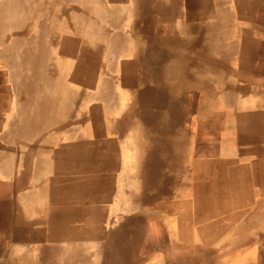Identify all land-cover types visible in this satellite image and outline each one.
I'll return each mask as SVG.
<instances>
[{
	"label": "rangeland",
	"instance_id": "1",
	"mask_svg": "<svg viewBox=\"0 0 264 264\" xmlns=\"http://www.w3.org/2000/svg\"><path fill=\"white\" fill-rule=\"evenodd\" d=\"M3 1L0 0V6ZM24 1L34 7L26 16L30 27L39 26L41 12L46 16L43 22L48 32L54 33L58 28L60 37H65L67 32L66 36L74 40L69 45L65 43L69 49L75 42L78 73L76 85H71L74 93L70 94L76 96V105L70 127L60 123L59 133L53 125L55 116L50 112L45 117L53 124L41 126V130L39 124L34 134L17 136V128L12 123L17 119V109L20 113L23 110L15 107L14 96L7 91L8 80L0 59V264H101L100 245L69 244L75 234L83 236L84 230L69 228L65 219L48 222L49 213L44 211L48 210L46 206H60L64 200L69 204L72 188L69 175L75 169L70 160L76 159L79 165L86 154L90 156L88 160L94 167L98 190L102 181L108 179L102 173L111 169L115 147L104 131L109 127L116 132L120 112L115 101V75L119 62L126 59L144 61L145 66L138 73L142 72L145 80L139 78L138 86L161 88L156 90L155 98L154 92L149 94L152 98H147L146 104L159 112L160 107L167 108L156 120L147 115L148 119L143 121L183 126L177 135L188 140L190 167L189 191L182 194L184 205L236 206L237 198V202L241 199L239 206H254V210L255 206H264V0ZM113 12H122L123 17L116 21ZM8 13L6 10L5 15ZM13 23L1 31L4 42L8 43L14 35L21 38L23 31L28 30L27 24L20 20L14 19ZM117 36L121 37V46L119 55L115 56L109 42ZM177 50L183 55L179 60L175 58ZM101 80L112 86L108 108L95 99L96 84H103ZM32 81L39 83L40 79L32 75ZM63 88L57 103L68 89ZM152 88L149 90L154 91ZM27 92L22 91L21 95H26L25 104H30L33 96ZM162 99L167 101L165 105ZM90 103L92 111L88 107ZM30 110L35 112L36 107L27 108ZM34 115L36 119V112ZM7 118L11 125L3 132L1 128L5 127ZM72 134L79 140L75 138L70 145L72 141L68 142V138ZM40 137L43 138L41 146ZM84 139H88L87 144H80ZM77 144L81 146L73 147ZM226 148L233 153L229 155L232 157L223 154ZM202 153L204 189L201 193L195 183L197 160ZM237 180L243 185L242 195L234 194ZM156 181L152 177L144 180L143 200L155 199L170 206L171 200L165 198L163 190L154 198L149 194ZM79 182L78 179L77 186ZM50 188L54 191H48ZM115 197V193L110 194L109 202L113 203ZM40 214L45 215V222H40ZM253 215L256 221L264 213L254 211ZM254 226L259 228L258 224ZM99 233L96 229L87 230L90 237Z\"/></svg>",
	"mask_w": 264,
	"mask_h": 264
},
{
	"label": "crops",
	"instance_id": "2",
	"mask_svg": "<svg viewBox=\"0 0 264 264\" xmlns=\"http://www.w3.org/2000/svg\"><path fill=\"white\" fill-rule=\"evenodd\" d=\"M41 46L44 47V44ZM73 46L71 48L73 53L68 56L58 46L52 44V41L51 44L45 45L47 59L45 58L44 61V58H40V62L42 64L45 62L54 73H48L46 77L42 74L40 77V88H42L40 113L45 101L51 102L48 103L49 107L57 103L61 98V88L67 86L71 90L73 85H76L75 42ZM143 66L144 61L136 58L119 62L115 75L117 82L115 92L119 105L118 112H120L119 115L117 114V128L116 132L109 127L104 131L105 137L107 136L115 147L111 155L112 167L108 165L111 168L109 172L102 173V176L108 179L102 181V186L98 190L97 182H94L98 179H95L92 162L88 160L90 156L86 154L79 165L76 159L71 161L72 167L76 169L79 166V170L74 169L69 175L72 183L69 204L67 205L64 200L60 206H46L48 210L44 212L49 213L47 221L55 223L65 219L70 228L84 230V237H76L75 234V238H72L69 244L100 245L101 264H264V216L256 217L257 220L254 221L253 215L254 211L264 213V206H255V210L254 206H239L241 199L237 202V198L234 201L236 206L184 205L182 194H187L190 186L188 140L177 135L183 130L182 124L175 126L174 123L167 126L154 121L167 108L160 107L159 112L152 105L146 104L149 94L154 92L155 98L156 90L161 88L157 86L152 88L145 84L146 89L143 85L144 88L137 85L139 78H144L142 72L138 73ZM67 67L71 72L63 75ZM56 69L62 72L59 78H56V74H59ZM56 81L58 86L56 92L54 90L52 94L50 91ZM46 83L50 88L47 100L42 86ZM148 87L154 91L149 90ZM75 97L70 95L64 109L68 116L65 121L68 127L71 125L69 122L72 119V110L75 112ZM13 104L17 107L15 100ZM88 107L92 111V103ZM55 112L56 110L53 112L52 109L50 115ZM147 115L154 118V123L144 122L148 119ZM59 126L56 128L58 133L61 130ZM145 131L147 133H143ZM42 134L43 131L40 136ZM143 136L146 138H142ZM42 139L40 137V146ZM197 164L198 175L195 185L202 193L203 153L198 157ZM149 177L157 179L155 188H151L149 194L154 198L163 190L165 198L171 200L170 206L155 199L152 202L143 200L144 193L141 187L145 185L144 180ZM78 179L80 182L77 186ZM94 189L97 192L96 196ZM114 193L115 201L111 203L109 195ZM234 194L242 195L240 183L238 188L234 187ZM128 198H133L134 201L130 202ZM44 212L40 213L44 214ZM44 216L40 214V222H45ZM254 223L258 224L259 228H256ZM89 229L99 230L100 233L96 237L91 234L90 237L87 234ZM96 251L97 249L94 250Z\"/></svg>",
	"mask_w": 264,
	"mask_h": 264
},
{
	"label": "bare ground",
	"instance_id": "3",
	"mask_svg": "<svg viewBox=\"0 0 264 264\" xmlns=\"http://www.w3.org/2000/svg\"><path fill=\"white\" fill-rule=\"evenodd\" d=\"M86 1V0H85ZM24 0H5L2 3V6H0V35L3 34L1 33V31L5 30V27L8 26L10 23H13V20L16 19L20 20V22L27 24L26 29L28 28V30H24V36L19 38L18 36L14 35L10 38L9 42H4L5 40L3 39V35L0 37V48H2V51L0 52V59L2 61L3 64V68L6 72V76H7V80H8V89L9 91L12 93V95L14 96L13 99L16 101L17 103V107H19L20 110H23L22 113H20L21 111H18L17 109V114L15 113V117L17 119L13 120L12 124H15L16 126V135L20 136V135H26L29 133L34 134L33 131L36 130L37 126L40 124V130H41V126H45L48 124H53L52 121H50V119H46V113H50L53 109L56 110V112L54 113L55 119L54 120V124L55 126H59L60 123L64 124L65 120V116L67 115L66 111H64L66 104H67V99L70 98V95L72 96L71 90L67 89L65 90V93L62 94V99L61 101H59V103H56L54 106L49 107L48 101H45V105L43 106L44 108H41V113H40V92H42V88H40V82L37 83L36 81L33 82L32 81V75L33 78H38L40 79V77L42 76V74H44L43 76L46 77L48 75V73L53 74L54 70L49 67L51 70L48 71L45 67L43 69V66L45 65L46 67H48V65L44 62L43 64L40 62V58H45L47 59L46 53H45V45L54 44L55 46H58L60 48V50H63L65 53L68 54V56L71 54V48H67L65 46V43L67 45H69L70 43H73L74 40H71V38L67 35V32L65 33V37H60L61 35V31H58V28L55 30L54 33L48 32L47 30V26L46 24L43 22L44 19H46V16L44 13L40 12V23L39 26L37 27L35 24V27H30L29 22L26 23V16H29V12L31 9V12L34 11L31 7L27 4L24 3ZM127 9V8H126ZM6 10H9L8 15H5ZM261 11V10H260ZM110 13V11H109ZM116 13V21H119L120 18L123 17L122 12H113ZM119 13V14H118ZM112 14V12L110 13ZM107 15V14H106ZM31 17V15H30ZM111 19V18H110ZM47 20V19H46ZM111 22V21H110ZM14 24V23H13ZM16 24V23H15ZM163 24V23H162ZM21 25V24H20ZM24 25V24H23ZM158 25V23H155V26ZM165 25V24H164ZM17 27V26H16ZM161 27V26H160ZM24 28H21V30H23ZM34 30L33 34H30V31ZM47 30V31H46ZM118 34H121L120 32H118ZM71 36V35H70ZM247 37V36H246ZM32 38V39H31ZM63 38V39H62ZM120 36H117L114 40H111L109 42V47H110V51L113 53V55L118 56L119 55V46L120 45ZM251 42V41H249ZM23 44V45H22ZM44 44V47H42L41 45ZM171 45H173L172 42H170ZM41 46V47H40ZM116 46V47H114ZM163 46V45H162ZM248 47V45H247ZM169 48V46H168ZM172 49V48H171ZM178 51V50H177ZM84 52H86V48H84ZM179 52V51H178ZM248 52V51H247ZM246 52V54H247ZM53 54V53H52ZM46 56V57H45ZM126 56V55H125ZM175 58L177 60H179L180 58H183V55L181 52H179ZM42 61V60H41ZM118 61V60H117ZM57 64H59V60H57ZM74 62V61H73ZM116 62V61H115ZM73 64V63H72ZM116 64V63H115ZM131 65V64H130ZM145 66V65H144ZM61 68V67H60ZM116 68V67H115ZM64 69V68H63ZM77 69V68H76ZM107 70V69H105ZM138 70V69H137ZM35 71V72H34ZM59 69H56V72L58 73ZM78 71V70H77ZM133 71V70H132ZM71 72V70H67L64 72L63 75H68ZM80 72V71H79ZM78 73V72H77ZM84 74V73H83ZM111 74V73H110ZM62 76V72L59 71V74H56V78H59ZM102 81V80H101ZM103 84L97 83L96 84V90H95V95H96V100H99L101 102H104V104L106 106H104V104H102L103 107H107L110 103H107L109 100H111L112 98L110 97L111 95V89L109 86V82L107 83L105 80L102 81ZM43 86V91L46 94V100L49 97L48 95V84H42ZM58 86V81L55 82L54 85H52V90L50 91V93L53 94V91L56 92V87ZM64 89V88H63ZM66 89V88H65ZM26 90H28L27 93H29L30 95L33 96L32 101L30 104H25V96L21 95V92H25ZM26 93V94H27ZM74 93V92H73ZM87 93V92H86ZM44 94V93H43ZM74 96V95H73ZM21 97H23V99H21ZM86 97V96H84ZM89 98V97H87ZM91 99V96H90ZM115 101H117V110L119 109V105H118V99L116 100V96H115ZM85 102V101H84ZM129 105V104H128ZM34 108L36 107V119H35V112H32V110H30L29 112L27 111V108ZM49 107V110H47V108ZM108 108V107H107ZM69 110V108H68ZM124 110V109H123ZM66 112V113H65ZM44 115V116H43ZM104 115H106V113H104ZM122 116V115H121ZM46 119V120H45ZM6 122L5 127L1 128L3 129L2 131L4 132V130H6L7 128H9V126L11 125V122H9L8 120H4ZM8 122V123H7ZM80 137V136H79ZM76 138L75 134H72V136H69L68 138V142H70V145L72 143H74V140ZM79 139L76 138V141H78ZM75 141V142H76ZM107 141V140H105ZM108 142V141H107ZM80 144H87V141L85 140H80ZM90 145V144H89ZM81 145H73V147H77L79 148ZM64 147V146H63ZM83 147V146H82ZM91 147V146H90ZM120 147V146H119ZM62 149V148H61ZM82 150V149H81ZM100 150V149H99ZM93 151V150H92ZM100 152V151H99ZM71 153V152H70ZM89 153V152H88ZM96 153V152H95ZM94 153V154H95ZM61 154V153H60ZM102 154V153H101ZM223 154L225 156H229V155H233V153L230 151L229 148L225 149V152H223ZM63 155V154H62ZM72 154H70L71 156ZM49 156V153H48ZM67 156V153H66ZM65 156V157H66ZM69 156V155H68ZM93 156V155H92ZM82 157V156H81ZM123 157V156H122ZM232 157V156H229ZM73 158V157H72ZM75 158V157H74ZM61 159V158H60ZM182 159V158H181ZM54 160V159H53ZM57 160V159H56ZM63 160V159H62ZM68 160V159H67ZM74 160V159H73ZM125 160V159H124ZM55 161V160H54ZM53 161V163H54ZM78 161V160H77ZM93 161V160H92ZM103 161V160H102ZM71 162V160H70ZM100 162V161H99ZM105 163V162H104ZM107 163V161H106ZM175 163V162H174ZM103 164V163H102ZM180 164V163H178ZM72 165V164H71ZM70 165V166H71ZM96 165V164H95ZM177 167V166H176ZM175 167V168H176ZM181 167V166H180ZM210 167V166H209ZM94 168V167H93ZM172 168V167H171ZM174 168V167H173ZM43 169V168H42ZM78 169V168H77ZM108 169V168H107ZM53 170V169H52ZM66 170V169H65ZM181 170V169H179ZM63 171V170H61ZM105 171V170H104ZM178 171V170H177ZM60 172V171H59ZM101 172V171H100ZM239 172V171H237ZM68 173V172H66ZM99 174V173H98ZM65 175V174H64ZM63 177V176H62ZM182 177V176H181ZM252 177V175H251ZM59 178V177H58ZM66 178V177H65ZM236 179H239V174L236 175ZM235 179V180H236ZM62 180V178L60 179ZM66 180V179H65ZM71 180V179H70ZM101 180V179H100ZM182 180V178H181ZM241 180V179H240ZM252 180V179H251ZM54 181V180H53ZM69 181V180H68ZM78 181V180H77ZM97 181V180H96ZM95 181V182H96ZM102 181V180H101ZM238 180L235 182V185L237 186V188L239 187V183H237ZM242 183V182H241ZM48 185V184H47ZM55 185V184H54ZM58 185V184H56ZM63 185V184H62ZM69 185V184H68ZM184 186V185H183ZM243 186V185H242ZM52 187V186H51ZM62 187V186H61ZM64 187V185H63ZM49 188V187H48ZM66 188V187H65ZM64 188V189H65ZM68 188V187H67ZM245 188V187H244ZM52 188H50L51 191ZM54 191V188L52 189ZM47 191V192H48ZM66 191V189H65ZM43 192V191H42ZM60 192V191H59ZM70 192V190H69ZM67 193V192H66ZM49 194V193H48ZM53 194V193H52ZM56 194V193H55ZM53 194V195H55ZM64 194V193H63ZM52 195V196H53ZM58 195V194H57ZM64 197V196H63ZM70 197V196H68ZM67 196L65 198H68ZM62 198V197H61ZM62 200V199H61ZM239 202V201H238ZM44 221V220H43ZM68 228V227H67ZM70 228V227H69ZM70 233V232H69ZM69 235V234H68ZM74 238V237H72ZM108 254V253H107ZM121 255V254H120Z\"/></svg>",
	"mask_w": 264,
	"mask_h": 264
}]
</instances>
